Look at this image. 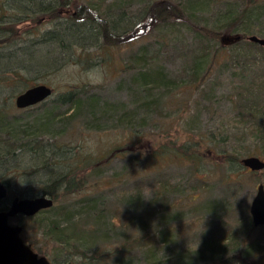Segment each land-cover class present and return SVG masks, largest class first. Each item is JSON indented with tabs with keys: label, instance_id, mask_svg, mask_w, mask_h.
Here are the masks:
<instances>
[{
	"label": "rangeland",
	"instance_id": "374dc122",
	"mask_svg": "<svg viewBox=\"0 0 264 264\" xmlns=\"http://www.w3.org/2000/svg\"><path fill=\"white\" fill-rule=\"evenodd\" d=\"M51 1H40V8H47H43L38 19L46 18L52 9ZM62 1L71 5L58 6L60 20L55 24L43 22L32 31L16 30L15 26L14 30L0 33V41L5 42L0 44V111L18 131L17 137L33 133L36 138L28 147L30 151L27 147L15 151L18 164L25 170L43 164L42 159L48 155L45 149L52 143L57 144L58 149L68 150L67 162H60L62 168L80 163L79 171L85 168L83 175L88 186L82 193L99 195L105 204L104 215L118 216L121 220L122 225L116 226L118 232L110 236L117 237L120 233L131 242L143 238L154 244L155 262L143 252L134 251L130 256L132 264H174L177 260L171 251L191 255L195 239L206 233L207 228L216 230L221 225L229 228L235 222V226L243 227L239 220L247 216L250 219L249 205L256 188L259 184L264 188V170L252 173L238 163L227 169L215 159L220 152L240 158L255 146L254 121L246 116L243 106L242 111L235 102L248 99L249 104H246L251 109L259 112L264 109V50L250 49L256 57V61L250 62L251 56L246 60L243 54L234 55V33L225 41H218L219 44L205 41L194 33L197 28L219 29V15L223 16L229 7L240 10L236 0H53L51 3L55 6L54 3ZM153 2L175 4L183 14V21L157 25L131 43L108 47L100 36L90 35L91 42L86 49L75 47L70 52L62 51L61 45L71 39L74 31L80 34V26L84 25L85 30L93 26L90 22L72 24L75 4L93 8L108 28L120 35L140 21ZM258 3L259 11L250 21L256 20L258 27H255L264 31V0ZM25 7L22 5L12 11L1 8L0 17L20 14ZM11 24H6V28L12 27ZM3 25L1 23L0 27ZM205 48L207 57L198 62L194 82L189 56L192 52L204 55ZM243 48L247 50V46ZM145 63L147 67H160L169 80L177 82L176 86L155 87L142 94L131 78ZM34 85H46L53 94L34 107L16 109L14 97ZM68 91L78 93L77 97L79 92L83 93H80L83 103L93 95L97 100L94 116L89 117L83 109L68 124L58 123V118L73 115V111H67V107L57 101L58 95ZM49 119L53 123L48 122L47 126ZM6 137L0 135L2 146L6 147L2 153L13 150L4 142ZM185 138L202 141L200 150L207 158L193 166L171 155L160 154L159 149L169 141L179 145ZM152 153L159 158H153ZM257 157L264 161V157ZM16 161L0 163V177L12 179L5 207L13 198H25L24 195L26 199L35 198L32 195L41 186L31 183V177L21 185L13 170ZM34 177L33 181L41 178L40 182L44 178ZM77 180H82V176ZM159 181L165 182L167 188L157 186ZM171 187L176 191L169 194ZM75 198L73 195L61 198L59 203H73ZM154 198L173 206L170 212L176 220L166 228L159 226L158 218L165 210L150 202ZM208 205L217 213L215 219L209 220V214L202 213L208 210ZM128 217L134 220L129 226ZM139 217L138 224L135 219ZM147 217L150 219L145 224L142 220ZM9 223L20 226L22 240L41 256L46 251L44 256L47 257L52 251L50 246L41 248L44 240L39 239L34 220L18 215ZM143 226H151V229ZM167 228L180 233L175 239L178 247L161 245L157 232ZM246 235L255 243L251 252L264 256V225L246 230L242 236Z\"/></svg>",
	"mask_w": 264,
	"mask_h": 264
},
{
	"label": "trees",
	"instance_id": "16d2710c",
	"mask_svg": "<svg viewBox=\"0 0 264 264\" xmlns=\"http://www.w3.org/2000/svg\"><path fill=\"white\" fill-rule=\"evenodd\" d=\"M235 2L240 7V10H232V8L227 7L228 11H226L223 16H218V20L221 23L219 29L197 28L194 33L201 39L205 38V41L212 40L217 43L218 41H225L234 33L235 44L233 46H235L236 50L234 55L238 56L239 53L241 55L243 54V59L246 60H249L248 58L251 56L250 62H253L256 61V57L251 54L252 51L250 49L258 48L257 50H260L262 48L248 43L246 38L255 35L260 39H264V31L255 27H258L257 21H250L251 16L259 11V3L258 0H236ZM69 5H71V3L62 1L59 3V8H64V6ZM74 7H76V15L73 18L74 22L72 24L90 22L93 26H91L92 28L88 27L87 30H85L86 28L84 25L80 26V34L74 31L71 35V39H68V41H65L64 44L61 45L64 53L73 51L75 47L81 50L86 49L87 45L91 42L90 35H94V37L100 36L104 44L108 47L117 46L121 43L136 41L145 31H148V29L152 30L153 27L157 25L183 21V14L175 4L173 5L168 2H163V4L153 2L152 5L148 6L145 10L140 21H137L133 25L131 24L130 30L124 31L118 35L112 32V28H108L106 21L103 20L93 8H86L84 6H78L77 4H75ZM3 26L4 27H0V33H2L1 30L6 28L5 25ZM0 42V44H5L3 40ZM93 44L94 43H92V45ZM243 45L247 46V50L243 48ZM243 49H245L246 52H244ZM189 57L190 75L195 82L197 80L195 79L198 70L197 64L201 60L206 59L207 49H204V55L197 56L192 52ZM262 62L264 63V59H262ZM147 66H149L148 63H145L142 67H138V72L131 78L133 84L140 87L142 94H145V91L148 92L155 89V87H165L168 89L171 85L176 86L177 82L175 80H169L160 67ZM80 93L81 92H79V97H77L78 93H73L72 91H68V93L63 95H58V103L65 105L67 111H73V115H69L68 118H58V123L66 122L68 124L70 120L75 118L76 113L83 109L87 110L89 117L94 116L97 111L96 98L91 95L86 98V102L83 103L81 102ZM249 101L250 100L246 99L244 102H241V99H239L235 102V104H238L237 108H240L242 111L243 109L246 110V116L254 121L252 131L254 132L253 142L255 146L240 156V158L243 159L254 156L256 158L257 156L264 157V109L260 112L256 109H251L246 104H249ZM48 122H50V124L53 123L49 119L46 122L47 126L49 124ZM17 132L18 131L11 126V123L5 120V115L0 111V135L7 136L4 138V142L8 143L7 146L11 145L13 149L10 152L6 151L2 153L3 149L6 147L2 146L3 142H0V163L4 160L13 162L15 159L16 161L18 154H16L15 151L26 147L28 149V147L35 143L36 138H34L33 133L26 134L19 138L17 137ZM189 140L190 139L185 138L179 145L169 141L164 147L159 149V152L161 155H166L165 157H169L170 155L176 157L188 165L191 164L194 166L199 164L203 159L207 158V155H203L200 150L202 148V141L198 140L193 142ZM179 141L180 139L176 140V142ZM56 145L57 144L52 143L47 150L45 149V153L48 155L46 159L44 158L42 160L46 161V163L43 161L41 165L30 166V168L27 169L30 170V172L22 168L20 164H18V161L14 162L13 167L17 176L16 179H20L21 185L28 181V177L32 178L31 183L41 185L39 190L33 193L34 195H32V197L45 196L52 200L51 208L42 210L35 216L29 217L31 220H34L36 224L39 239L44 240V242L42 241L41 243V248L42 246L44 249L48 246L51 247L50 249L52 251L47 254L48 256H44L46 255L45 250L42 256L50 261L51 264H132L130 256L135 251L140 253L143 252L146 257L153 258V262H155L154 256L156 251L153 249L154 244L151 243L152 241L149 242L147 239L139 238V240H133V242H131L120 233L117 237L110 236V233L118 232L116 226L121 223L120 218L118 216L114 218V215H104V210H106V208H104L105 204H103L101 197L96 195V193H82L85 188L88 189L87 179L83 175L85 168L79 171L78 165L80 163L72 165L67 169L62 168L61 163L67 162L66 152L68 150L64 148L58 149ZM152 154L153 158H159L155 156L156 153ZM217 155L219 156H216L215 160L218 161L221 166H226L225 168L227 169H231V167L237 163L240 165L241 159L236 155L228 154L227 152H220L217 153ZM83 163H85V161ZM93 166H96V164ZM35 175L37 177L38 175L41 177L44 176V178L41 182V178H37L33 181ZM80 175L82 176V180H77ZM226 175L229 176L227 172ZM0 182L6 186L8 196L9 189L12 187V179L3 180L2 177H0ZM156 185L167 188L165 182L163 184V182L161 183V181H159ZM170 190L169 194L176 191L174 187H171ZM72 195L76 197L73 203H59L61 198L71 197ZM24 197L26 198L25 195ZM29 197H31V195H29ZM139 198L140 196H138L137 201ZM134 201L136 200L134 199ZM150 202H152L154 206L156 205L160 209L165 210V214H162L161 217L158 218L160 227L162 224L166 228L170 225L169 223L176 220V216H172L173 212H170L173 209L171 204L161 201L159 203L155 198ZM127 203L129 206L131 205L129 201H127ZM5 204L6 203L0 205V208L5 209ZM207 208L208 210L205 211L206 213L203 211L202 213L205 215L209 214V220L211 218L215 219L217 213L212 209L213 207L208 205ZM120 217L124 219L122 216ZM150 217L142 221H145L146 224ZM135 220L138 221V224L139 221H141L140 217ZM239 221L243 222V227L241 225L235 226V222L234 225H231L232 227L229 228H226L224 225L217 227L216 230H213L212 227L210 229L207 228L206 233L195 239L197 241L192 245L190 250L191 255L184 256L179 253V251L177 254L175 250L171 251V254H173L177 260L174 264H262V262H264V256L251 252V247L254 246L255 243L249 241L247 235L242 236L243 232L253 228L251 219L247 216L244 220ZM133 222V218L131 219L128 217L127 225L129 226V224H133ZM145 228L151 229V226ZM157 233L161 245L163 244L166 248H172L173 246L178 247V243L175 241L180 234L178 230L167 228L161 229L160 232L158 231ZM118 237L119 239L116 240ZM26 242L27 241H25V244L27 245ZM28 247L34 251L30 246ZM34 252L42 257L36 251ZM229 253L231 255H229ZM156 264L159 263L157 262Z\"/></svg>",
	"mask_w": 264,
	"mask_h": 264
},
{
	"label": "water",
	"instance_id": "95a60500",
	"mask_svg": "<svg viewBox=\"0 0 264 264\" xmlns=\"http://www.w3.org/2000/svg\"><path fill=\"white\" fill-rule=\"evenodd\" d=\"M248 43L264 50V39L255 35L246 38ZM53 94V90L44 85H34L14 97V107L19 110L34 107L45 102ZM243 169L252 173L264 170V162L258 157H246L240 160ZM249 205V216L252 226L259 228L264 225V188L261 184L256 188ZM6 186L0 182V205L7 201ZM52 200L45 196L35 198H13L5 209L0 208V264H51L44 256H38L22 240L20 226L9 223L13 217L21 215L33 217L42 210L51 208Z\"/></svg>",
	"mask_w": 264,
	"mask_h": 264
},
{
	"label": "flooded vegetation",
	"instance_id": "af4514ba",
	"mask_svg": "<svg viewBox=\"0 0 264 264\" xmlns=\"http://www.w3.org/2000/svg\"><path fill=\"white\" fill-rule=\"evenodd\" d=\"M40 1L41 0H0V9L2 8L4 10L12 11L17 9L16 7H20L22 5H25L27 7H25V10L20 11V14H14L13 16H1L0 24L2 23L6 25L12 23V27L10 26L9 28H4L3 30H14L16 26V30L25 28L32 31V29L35 30L37 27L41 26L43 22H52L55 24L56 21L60 20L57 10L59 9V4L54 3L55 6H53V4L51 3L53 0L49 2L50 6H52V9L47 12L46 18L42 17L38 19L37 16L41 14L43 10H45L43 8H47V6L40 8ZM23 2H27V4H23ZM19 26L21 28H19Z\"/></svg>",
	"mask_w": 264,
	"mask_h": 264
}]
</instances>
